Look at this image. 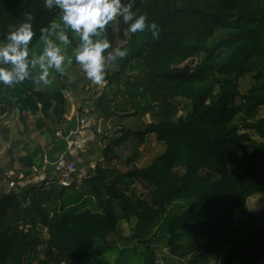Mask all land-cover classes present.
Instances as JSON below:
<instances>
[{"label": "trees", "instance_id": "1", "mask_svg": "<svg viewBox=\"0 0 264 264\" xmlns=\"http://www.w3.org/2000/svg\"><path fill=\"white\" fill-rule=\"evenodd\" d=\"M133 11L159 37L148 28L131 33L119 17L106 26L108 51H128L108 61L112 96L96 100L118 135L95 148L101 160L78 188L45 178L0 191V264H127L131 256V264H160L159 245L167 264H264V213L250 212L242 224L234 216L264 195V0H135ZM28 15L33 53L41 27L51 35V25L63 24L44 0H0V41ZM69 38L75 50L79 38ZM67 89L0 84V117L38 116L36 131L66 136ZM145 115L137 127L126 123ZM149 135L165 149L140 167ZM39 155L41 147L27 148L23 176ZM123 223H132L128 236Z\"/></svg>", "mask_w": 264, "mask_h": 264}, {"label": "rangeland", "instance_id": "2", "mask_svg": "<svg viewBox=\"0 0 264 264\" xmlns=\"http://www.w3.org/2000/svg\"><path fill=\"white\" fill-rule=\"evenodd\" d=\"M59 27L56 26L52 34L48 37L54 42L59 43L56 37V33L59 31ZM73 35L77 37L74 33ZM121 43V41H117ZM44 43L40 41L34 48L33 54L40 55L43 51ZM64 55L66 57L64 62L63 73L56 72L55 70H50L49 83L43 85L44 89H52L59 83H66L67 91L65 93L68 99V113L67 120L69 123L75 126L74 133L70 137V141H66L64 138L58 136V133H53L45 130L44 134L39 133L34 129V123L37 117L27 116L25 121H22L19 114L12 111L0 117V170L3 174L0 178V191L9 192L10 190H17L29 184H37L43 181V177H39L42 172L52 173V166L45 164V153L43 156H38L35 160V166L31 171V175L23 176V170L26 169L21 165L19 159L26 153L28 149H35L36 147H41L44 151L48 150L51 145L55 142L59 152L72 155L78 164L79 169L83 170L86 174L89 169L86 166L88 164L98 163L99 157L95 148L98 145L104 146L111 136L115 137L118 135L120 130L112 131V125L104 120L96 110V100L100 95L112 96V89L107 80L104 78L103 82L99 85L90 81L81 66L75 61V50L69 48L68 46L64 49ZM108 66V61H105V68ZM242 86V93H245L248 87V81L244 80ZM184 104H182L183 107ZM264 108H261L259 114H262ZM87 117V122L84 125L78 124V120L81 117ZM149 121L150 117L145 115L142 119L128 118L126 123L132 125V127H137L141 121ZM104 137V135H107ZM69 145L72 150H62V148ZM100 146V147H101ZM120 148V147H119ZM61 149V150H60ZM121 149V148H120ZM118 150V153L120 152ZM165 149V144L162 142H157L154 136H149L147 141L144 142L139 147L140 157L137 159L136 164L140 167L147 165L155 155L161 153ZM127 154L130 155L131 148L129 144L122 148ZM58 155V154H57ZM56 155V156H57ZM49 160V158H46ZM55 157H53V160ZM52 163V162H51ZM81 163V164H80ZM104 163V161H102ZM113 166L124 170L126 165L119 163L117 159L113 160ZM46 167L45 169L42 167ZM85 167V169L83 167ZM91 168V167H90ZM54 175V174H53ZM13 182L14 185L10 186ZM250 212L264 213V195L256 194L251 196L246 203L237 209L234 213L235 219L238 223H244ZM133 223V222H132ZM123 223L121 227V234L128 236L131 233V225ZM122 243V242H121ZM158 259L160 264H167L170 259L166 250L162 246L157 247ZM135 263V259L131 256L126 261L127 264Z\"/></svg>", "mask_w": 264, "mask_h": 264}, {"label": "clouds", "instance_id": "3", "mask_svg": "<svg viewBox=\"0 0 264 264\" xmlns=\"http://www.w3.org/2000/svg\"><path fill=\"white\" fill-rule=\"evenodd\" d=\"M135 0L124 4L122 0H44L45 7L52 11L59 9L63 26L56 33L59 43L49 39V27L39 29V38L44 43L40 55L32 53L30 47L35 36L33 17L12 28L0 41V84L14 86L31 80L36 85L49 83L50 70L63 73L64 49L72 41L69 32L79 37L75 48V61L81 66L87 78L99 85L105 78V61H116L128 55L127 49L109 52L111 45L104 37L106 26L121 18L128 25V31L136 33L150 29L153 38L159 37L158 27L153 22L146 24L147 17L133 11ZM51 25V28H55Z\"/></svg>", "mask_w": 264, "mask_h": 264}, {"label": "built area", "instance_id": "4", "mask_svg": "<svg viewBox=\"0 0 264 264\" xmlns=\"http://www.w3.org/2000/svg\"><path fill=\"white\" fill-rule=\"evenodd\" d=\"M87 122V117L83 116L79 118L78 124L84 125ZM74 131H70V133L66 136H62L60 132H58V136L64 138L66 141H70L71 135ZM52 169L56 174V179L58 184L64 187H74L78 188L82 185L83 179L87 176L83 172V170L77 167V163L72 155L66 153L58 154L55 159L51 163ZM14 183L11 182L10 186H13ZM62 264H65L64 262Z\"/></svg>", "mask_w": 264, "mask_h": 264}, {"label": "crops", "instance_id": "5", "mask_svg": "<svg viewBox=\"0 0 264 264\" xmlns=\"http://www.w3.org/2000/svg\"><path fill=\"white\" fill-rule=\"evenodd\" d=\"M69 120V119H68ZM109 124V123H108ZM71 127H72V129H74L75 128V126L74 125H72V123H71ZM71 129V130H72ZM72 131H74V130H72ZM149 136H153V135H149ZM158 142V141H157ZM69 143V142H68ZM57 146H59V145H56L55 144V142L51 145V147L48 149V150H44V153H45V157L46 158H49V160L48 159H46L45 158V160H44V162H45V164H49V161H50V165H51V162L53 161V157H56V155L57 154H59V153H57V152H59L58 151V149H57ZM98 146H101V145H98ZM97 146V147H98ZM72 150V148H70V146L69 145H66V147H64V148H62V150ZM61 150V149H60ZM98 160V162L101 160L100 158L99 159H97ZM81 164V163H80ZM81 167H83V166H81ZM89 168V169H87L88 170V173L91 171V169H93L94 167H93V164H88L87 166H86V168ZM91 167V168H90ZM45 169L46 167L44 166V167H42V169ZM80 168V167H79ZM84 169H85V167H83ZM52 173L54 174H52L51 175V171H50V173L49 172H42V174L39 176V177H43V179H45V178H48V179H53V178H56V174L54 173V171H53V169H52ZM133 222V221H132Z\"/></svg>", "mask_w": 264, "mask_h": 264}]
</instances>
